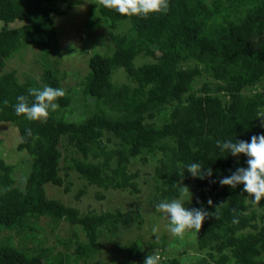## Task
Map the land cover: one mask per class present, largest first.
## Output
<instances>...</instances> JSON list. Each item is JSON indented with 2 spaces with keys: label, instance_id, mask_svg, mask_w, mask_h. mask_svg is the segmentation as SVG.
Segmentation results:
<instances>
[{
  "label": "trees",
  "instance_id": "1",
  "mask_svg": "<svg viewBox=\"0 0 264 264\" xmlns=\"http://www.w3.org/2000/svg\"><path fill=\"white\" fill-rule=\"evenodd\" d=\"M79 2L0 0V122L17 128L15 149L24 150L31 160L20 188L13 166L0 159V230L17 234L23 230L34 238L35 221L44 216L54 226L62 222L79 226L85 238L72 230L69 238L59 240L62 248L52 254L51 246L42 247V239L28 249L4 234L0 264L80 260L89 264L99 250L98 238L105 234L110 239L131 224L140 225L141 211L117 207L82 213L74 204L49 197L45 185L69 192L72 181L66 171L73 170L84 182L73 195L76 200L88 190L99 200L106 191L139 193L137 172L129 170V163L134 158L145 161L149 153H159L153 170L155 185L148 197L150 214L158 213L154 222L161 221L163 214L156 211L159 202L183 196L179 183L194 198L189 210L213 213L198 233L188 231L189 239L204 252L196 259L199 264H264V198L256 204L242 184L232 188L219 183L248 165L244 154L234 157L216 144L218 140L250 142L252 136L264 134V0H168L166 14L147 18L122 16L99 4L90 24L103 23L112 29V50L89 55L88 72L79 85L84 112L86 103L90 109L72 117V87H62L65 74L59 69L58 46L64 37L71 38L70 25L65 33L62 25ZM13 57H19L21 64L29 61L38 71L23 70L19 76L17 70H4ZM116 70L123 73L120 82L112 80ZM201 76L206 79L194 87L193 81ZM43 85L66 91L56 101L59 109L50 112L47 122L18 116L13 107L16 98ZM33 99L29 96L30 102ZM26 129L32 130L31 137ZM194 162L210 168L212 175L193 177L187 166ZM163 219L167 232L161 231L158 241L152 238L144 253L135 248L134 240L125 245L129 264H144L153 253L162 257L161 264H184L181 257L168 255L179 237L168 231L166 214Z\"/></svg>",
  "mask_w": 264,
  "mask_h": 264
},
{
  "label": "rangeland",
  "instance_id": "2",
  "mask_svg": "<svg viewBox=\"0 0 264 264\" xmlns=\"http://www.w3.org/2000/svg\"><path fill=\"white\" fill-rule=\"evenodd\" d=\"M99 6L98 0H80L72 10V13L65 18V23L62 27L67 28L70 25L71 38L64 37L63 43L59 44V52L61 59L59 60L60 72H64V78L62 79V87H72L69 93L72 97V107L75 109L71 116H77L79 113H85L89 111L90 106L86 103L84 112L83 98L81 94V87L79 82L83 79L84 75L88 72L87 59L89 55L98 51L102 54H109L112 50V44L110 41L109 32L112 31L106 24H100L99 26H92L91 20L94 15L97 14V8ZM62 42V40H61ZM69 43V44H66ZM66 44V45H65ZM29 55V54H28ZM19 57H13L9 59L5 65L4 70H17V74H21V71H38L36 65L29 66V61H22V64L18 62ZM144 61V59H139ZM20 76V75H19ZM123 78L121 70L114 71L112 80L120 82ZM206 78L201 76L193 81L194 87H199ZM248 91L247 89L245 90ZM85 103V102H84ZM264 109V108H263ZM157 123L161 122V115L156 117ZM105 138V135H104ZM19 140V133L17 128L9 122H0V159L4 160L6 164L13 166L12 175L15 178L16 186L23 188L25 177L28 174L30 167V157L22 150L17 151L15 149L16 143ZM64 152L63 147H60ZM159 153L147 154V160L141 158H134L129 163V170L137 172V181L140 189L139 193L132 194L128 190H114L106 191V197L103 199H96L94 197L93 190H88L86 194L82 195L79 200H76L73 195L78 187L83 186V181L77 176L73 170H68L67 177L71 179L72 185L69 192H64L62 186L53 185L51 183L45 185L46 194L49 197H56L62 200L64 203L74 204L84 213L89 210L102 211L105 209L120 208L122 210L127 209H139L143 215V222L140 225L131 224L121 232L112 238H108L105 234L98 238V249L94 258L87 261L89 264H95L96 261L107 260L109 264H129V260L126 256V244L132 240L135 241V248L140 252L144 253L146 248H149L151 239L155 238L158 241L161 231L167 232V227L163 215L161 221H155V213L150 214V205L148 203V197L151 195L150 192L155 185L153 178V170L157 164L156 158ZM63 165L64 162L62 161ZM60 174L63 175L64 171L61 170ZM182 199L185 208H189L190 203L194 201L193 196L183 195ZM145 219V220H144ZM259 221V220H258ZM153 226L157 231L149 232L148 230ZM35 236L31 237L30 234H25L23 230L16 233L15 230H0V236L9 234L15 245L20 244L23 248H32L37 246V242L42 239V247L47 248L51 246L50 252L55 254L57 249L62 248L59 240L69 238L72 230H76L81 240H84V235L77 225L69 226L67 223H59L58 226H54L52 220L41 216L35 221ZM189 231V230H188ZM188 231L185 233L183 238H179V241L172 244L169 256H177L183 259L184 264H192L191 261H195L193 264H199L196 259L201 256L204 252L198 250L194 239H189ZM155 234V235H152ZM139 237L141 240H136ZM148 243V244H147ZM75 264H84L83 261H78Z\"/></svg>",
  "mask_w": 264,
  "mask_h": 264
},
{
  "label": "clouds",
  "instance_id": "3",
  "mask_svg": "<svg viewBox=\"0 0 264 264\" xmlns=\"http://www.w3.org/2000/svg\"><path fill=\"white\" fill-rule=\"evenodd\" d=\"M98 2L107 9H114L122 16L135 15L147 18L150 14H166L169 10L168 0H98ZM65 95L66 91L63 88L48 85H43L41 88H29L28 95H19L16 98L14 111L18 116L24 115L28 120L47 122L50 112L59 109L56 101ZM29 96L34 98L31 102ZM3 104L8 106L9 101L4 100ZM261 127H264V119L261 120ZM25 134L29 137L33 135L31 129H26ZM21 142H23V137H21ZM216 144L221 152L227 151L234 157L244 154L248 165L247 168L238 167L230 176L220 179L219 183L232 188L242 184L243 191L253 197L254 203L259 204L264 198V134L252 136L250 142L242 140L221 142L218 140ZM187 172L201 179L212 175L210 168L205 169L201 163L196 162L187 166ZM177 186L182 195L190 194L188 187H181L179 183ZM8 190L10 189H5V191ZM184 203L182 199L177 198L171 201L164 200L156 205V211L166 214L169 219L170 234L179 238H183L188 230L194 229L198 233L204 220L213 215L203 208L189 210L184 207ZM208 204L211 205L212 201L209 200ZM233 222L237 223L238 220L234 219ZM153 231L157 229L154 228ZM161 260L162 257L158 253H153L146 257L144 264H161Z\"/></svg>",
  "mask_w": 264,
  "mask_h": 264
}]
</instances>
